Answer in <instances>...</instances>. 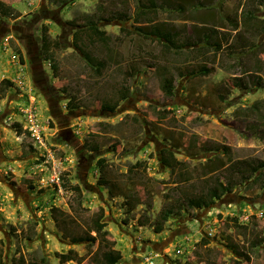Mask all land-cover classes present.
<instances>
[{"label": "rangeland", "instance_id": "1", "mask_svg": "<svg viewBox=\"0 0 264 264\" xmlns=\"http://www.w3.org/2000/svg\"><path fill=\"white\" fill-rule=\"evenodd\" d=\"M0 1V264H106L109 247L71 240L96 235L97 213L118 264H264V0H156L143 15L138 0ZM43 24L53 66L35 51ZM155 25L192 46L175 51ZM29 96L45 145L25 128ZM169 148L185 162L174 171ZM218 181L231 191L194 202Z\"/></svg>", "mask_w": 264, "mask_h": 264}, {"label": "trees", "instance_id": "2", "mask_svg": "<svg viewBox=\"0 0 264 264\" xmlns=\"http://www.w3.org/2000/svg\"><path fill=\"white\" fill-rule=\"evenodd\" d=\"M139 6L142 8L141 10V14H148L151 12V10H155L158 6L161 7L162 3H156V0H149L148 3H146L144 0H138ZM0 12H2L3 15H9L8 13H10V9L9 7L5 6L3 4V2L0 1ZM253 14L251 12H248V18H252ZM88 28H90L92 34L94 36H96L97 38H100L101 40H103L104 42H108L109 41V36L106 35V32L104 30H100L97 26L96 20L91 18L90 19V25L88 26ZM86 32L84 29L80 28V29H76L74 31V35H76V39L80 38V35L82 33ZM149 34L154 35L158 38L164 39L166 42H168L172 49H174L175 51H180L183 48H185L184 46H192L191 43H180L178 41L179 39V34L176 31H169V30H164L159 28L157 25H155L153 28H151V30L149 31ZM205 40H207V36L205 35V37H203ZM41 40H42V44H41V58L43 60L46 61H50L51 65H52V53H51V47L53 45L52 41L49 38V27L47 24H43L41 26ZM79 47H77L81 54L83 55V57L85 58V60L87 61V64L92 68V69H102L105 65L103 62H100L98 60H95L88 52H86L84 49H82V42H81V46L78 45ZM16 48V47H15ZM193 48H191L192 50ZM19 50V49H18ZM20 51V50H19ZM21 60H22V56H21ZM55 65V64H54ZM53 66V65H52ZM54 68V67H53ZM259 80V79H258ZM3 81V80H2ZM6 81V80H4ZM3 81V82H4ZM167 87L169 88V86L167 85ZM169 93H171V89L169 88ZM108 107V106H107ZM106 108V107H105ZM14 127L16 128V130H18L19 132L21 131V124L20 123H15ZM163 153H165V155L162 157V163L171 168L172 171H174L175 169L184 166L185 162L177 159L175 157V152L172 149H164ZM105 162H106V158L101 159L99 161V166H101L103 169L106 167L105 166ZM240 165H234L235 169L238 170ZM253 173H256L258 171H260L257 174V180H262L264 177V168L262 170H260L257 167H252ZM239 171V170H238ZM255 174V175H256ZM63 176V182H64V186H69V182H67V178H66V174L62 175ZM110 181H108V179L103 178L101 179V183L100 184H109ZM230 183H223L218 181L216 183V185H214L213 187H210L207 189V191L204 194H201L198 199H194V202H197L196 200L200 201V203L203 205V207H210L212 206L217 200H219L226 192L231 191V187H230ZM189 199V198H188ZM101 210V209H100ZM173 211L172 210H168V211H162V216L164 217L163 220H167L168 217L170 216V214H172ZM103 213H97L96 218L93 221V225H94V230L96 231V235H91V234H85V235H81V236H73L71 237V240L73 243H80V242H88L89 244H94V243H102L105 246L109 247L110 249V258L109 261L106 264H118L122 258V253L120 250L115 249V244L116 241L114 239H109L108 235H109V231L106 229L107 227V223L105 221H103ZM157 232H161L163 230L162 225H159L156 227ZM57 257L59 258V260L61 262H64L67 258V254L66 253H57ZM24 260H22L21 258L19 259V264H23Z\"/></svg>", "mask_w": 264, "mask_h": 264}, {"label": "built area", "instance_id": "3", "mask_svg": "<svg viewBox=\"0 0 264 264\" xmlns=\"http://www.w3.org/2000/svg\"><path fill=\"white\" fill-rule=\"evenodd\" d=\"M13 57L18 60V55L15 53ZM21 74L17 76L16 82H18L19 86L22 84L21 81ZM35 99L33 96H29L27 107L23 109L24 113V123H25V128L26 131L29 135V137L32 139L33 144H44L45 145V138H44V129L43 125L41 124V120L39 119V116L37 114V107L35 106ZM52 159H55V154L50 156ZM62 177L61 171H59L57 165L55 164L53 166L52 170V181L55 183H60V178ZM146 264H156L155 260L153 259L152 256H148L145 258Z\"/></svg>", "mask_w": 264, "mask_h": 264}, {"label": "flooded vegetation", "instance_id": "4", "mask_svg": "<svg viewBox=\"0 0 264 264\" xmlns=\"http://www.w3.org/2000/svg\"><path fill=\"white\" fill-rule=\"evenodd\" d=\"M36 53L40 54V50L38 51L37 48L35 49ZM40 69H38V67L36 68L35 70V75H36V78L34 79L35 83L37 84V87H40L41 83L43 80H46L45 77L44 79L42 77H40V75L42 76V74H45L42 70V66L39 67ZM43 84V83H42ZM230 192V191H229ZM228 192H226L225 194H227ZM224 194V195H225ZM223 195V196H224Z\"/></svg>", "mask_w": 264, "mask_h": 264}, {"label": "clouds", "instance_id": "5", "mask_svg": "<svg viewBox=\"0 0 264 264\" xmlns=\"http://www.w3.org/2000/svg\"><path fill=\"white\" fill-rule=\"evenodd\" d=\"M20 74V73H19ZM222 198V197H221ZM156 263V262H155Z\"/></svg>", "mask_w": 264, "mask_h": 264}]
</instances>
